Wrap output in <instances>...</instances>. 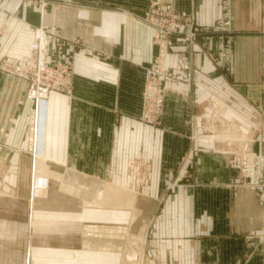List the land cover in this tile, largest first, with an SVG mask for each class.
<instances>
[{"label":"crops","instance_id":"crops-1","mask_svg":"<svg viewBox=\"0 0 264 264\" xmlns=\"http://www.w3.org/2000/svg\"><path fill=\"white\" fill-rule=\"evenodd\" d=\"M171 1L200 26L213 25L225 10L222 0ZM229 1L232 52L230 63L220 66L217 36L189 45L173 38L162 57L144 20L151 0H73L43 12L24 0H0V55L20 60L33 29L46 26L60 36L73 68L71 92H52L39 102L26 99L24 81L0 71V195L6 193L0 196V235L13 232L25 251L29 232L56 224L66 230L62 247L84 241L87 248L76 249L99 250L103 263L115 253L121 264L120 248L89 237L114 230L132 235L149 217L151 226L137 231L150 238L147 256L154 264H264V203L242 183L249 157L261 151L264 0ZM159 61L172 79L163 82L157 122L149 123L145 91ZM32 112L41 160L24 146ZM33 171L54 183L38 181V195L44 186L54 196L36 213L56 218L31 213L17 224L21 209L29 208ZM19 178L28 180L27 196ZM135 183L159 186L143 199ZM11 196L14 202L6 199ZM128 210L127 224L111 223L127 220ZM63 215L73 220L61 221ZM0 253V264H12L2 259L1 246Z\"/></svg>","mask_w":264,"mask_h":264},{"label":"built area","instance_id":"built-area-1","mask_svg":"<svg viewBox=\"0 0 264 264\" xmlns=\"http://www.w3.org/2000/svg\"><path fill=\"white\" fill-rule=\"evenodd\" d=\"M28 5H37L43 12L48 6H61L73 0H24ZM224 14L210 26H200L195 17L187 12H176L171 0H151L144 20L154 29V39L158 42L161 56L165 57L172 48L171 39H183L185 45L197 39L217 36L218 55L216 63L220 66L230 63L232 52L230 1L222 0ZM60 36L46 26L33 29L28 52L20 60L0 55V71L21 79L26 83V99L39 102L49 98L52 92L69 94L71 92L72 61L66 58L64 46L59 44ZM172 79V73L165 69L161 61L154 64L148 77L145 91L143 117L149 123L157 122L163 106V82ZM260 152L251 154L242 183L256 191L257 201L264 203V120L260 124ZM30 150L35 151L37 135L36 119L30 118ZM35 134V135H34Z\"/></svg>","mask_w":264,"mask_h":264},{"label":"rangeland","instance_id":"rangeland-1","mask_svg":"<svg viewBox=\"0 0 264 264\" xmlns=\"http://www.w3.org/2000/svg\"><path fill=\"white\" fill-rule=\"evenodd\" d=\"M30 136L32 137V135H30L28 131V133L26 134V142L24 146H25V150L31 153L30 155H32L34 151L30 150V147H29L30 139L28 138ZM41 152L38 151V153H36L35 155L36 160H39V159L41 160L45 158ZM35 157L34 155H32L33 159ZM145 174L147 175V173H143V176H146ZM41 178H44L47 181L49 180L51 183H53L49 175L42 173V172H37V171L31 172L30 176L28 177V180L30 183V190H31L30 196H27L28 180L25 179L23 181V179H20V178L18 179L19 190L21 192L22 191L25 192V195L27 196V199L30 202H29V208L26 209L24 206V210L21 209L22 212L20 213V216L18 217L19 221L17 222V224L23 225L24 223H27V217L29 218L32 217L31 213H34L35 218H41V219L43 218L45 220L56 218L55 216L45 217L43 213H36V210H38V208H35V207L43 204L44 202L42 201H45L46 199H51L54 196V194L49 192V190L52 187H44V186H42L43 191L41 192V194L40 195L37 194V190H38L37 182L40 181ZM130 184L133 185L132 188L134 189L135 187L134 183H130ZM135 184L137 185V191L139 192V194L141 193L144 194L143 199H146L147 198L146 196H152L157 191V188L159 186V183H142V184L135 183ZM0 196L2 197V199H5L6 193L1 192ZM6 199L14 202L16 198L14 196H11ZM139 205L141 207L143 206L142 204H139ZM10 206L12 207L14 206V208L16 207L15 203ZM153 208L155 209L156 206H154ZM52 212H55V211H52ZM58 212H61V211L58 210ZM129 216H130V211L128 210L127 220H121L119 222L112 221L111 223L127 224L129 222ZM59 219H61V221H72L73 220L72 217L65 216V215H63ZM145 220L147 222V223L145 222L146 227L147 226L149 227L150 218L148 217V220L147 219ZM37 221H38L37 219H34V222H35L33 223L34 226L37 224ZM145 224L143 225L139 223L135 224L133 227V233L131 232L132 235L128 234L129 233L128 232L126 236L123 232L114 230V231H110L107 234L103 235L101 238L97 237V235L89 237V238H94L95 242L100 239V241L101 242L103 241L106 247H109L112 244V246L114 247V249H116V251L118 248H120V252L123 254V258H122L123 261L121 262V264H140L142 254H143V257L145 255V264H154V262L152 261L153 259L151 258V261H150L148 260V256H147L148 255L147 253H148V250L150 249V244H151L150 238L148 237L147 242H146L145 241L146 237L141 236L139 231H137L138 229L142 231V228H144ZM153 224H154V221H153ZM130 228L131 227L128 228V231L131 230ZM144 230H145L144 232L147 234L148 233L147 229H144ZM63 231H66V230L60 228L56 224H52L45 228L41 227V229L38 231L39 233L36 232L34 236L33 234L35 231L29 232L30 246L29 247L27 246L25 251H22V249L21 248L19 249L18 246L16 245L17 236L15 237L16 234H14L13 232L10 235L9 234L0 235V246L2 247L1 257L2 259H5L7 260V262H10L12 264H88L89 262L91 263L90 261L91 259L95 260V262L92 264H116L115 257L117 256V254L115 256V253H113L114 255L113 254L110 255L111 259H109L106 263H103V261L101 262L100 260L102 256H100L101 253H99L100 252L99 250H95L92 252L90 250L81 251V250L76 249V246L78 245L80 248L86 249L87 245H82L86 243L84 241L83 243H80V244L70 243V245L72 246L62 247L61 245L64 243V236L62 235ZM32 236L34 238H32ZM75 236L77 235L72 234L71 239L75 240L76 239ZM121 238L122 240L118 241ZM11 240H13L15 244H13ZM45 244L55 246V247H51V246L47 247L45 246ZM133 250L136 251L137 256L128 257V254H129L128 252L133 251ZM104 253H109V252L106 251ZM89 255H92L93 258H90ZM135 260H137L138 262L133 263Z\"/></svg>","mask_w":264,"mask_h":264},{"label":"bare ground","instance_id":"bare-ground-1","mask_svg":"<svg viewBox=\"0 0 264 264\" xmlns=\"http://www.w3.org/2000/svg\"><path fill=\"white\" fill-rule=\"evenodd\" d=\"M38 137V135H36ZM36 151L34 152V156L36 155V153H38V150H39V146H38V143L36 142ZM38 183V182H37ZM125 196V195H124ZM86 205V204H85Z\"/></svg>","mask_w":264,"mask_h":264}]
</instances>
